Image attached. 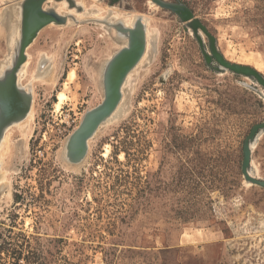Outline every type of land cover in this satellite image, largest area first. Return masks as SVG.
<instances>
[{
    "label": "rangeland",
    "instance_id": "obj_1",
    "mask_svg": "<svg viewBox=\"0 0 264 264\" xmlns=\"http://www.w3.org/2000/svg\"><path fill=\"white\" fill-rule=\"evenodd\" d=\"M164 1L186 4L227 60L264 75V0ZM50 2L44 9L56 10ZM75 2L58 13L66 23L38 33L19 73L33 119L26 136L12 131L3 159L0 264H26L29 252L41 264H264V188L242 173L244 142L264 122V87L210 67L187 23L152 0ZM130 15L152 30L144 59L84 159L71 162L68 143L104 103L106 62L129 35L106 20ZM250 170L264 179V131Z\"/></svg>",
    "mask_w": 264,
    "mask_h": 264
},
{
    "label": "water",
    "instance_id": "obj_2",
    "mask_svg": "<svg viewBox=\"0 0 264 264\" xmlns=\"http://www.w3.org/2000/svg\"><path fill=\"white\" fill-rule=\"evenodd\" d=\"M19 2L20 0H15ZM48 0H23L22 1V25H21V37L18 46V52L16 59L10 69L6 71L3 77L0 78V140L4 134L5 128L9 125L23 120L30 111L32 97L31 94L25 90H21L18 86V71L21 66L27 60V49L34 42L38 33L46 26L55 23L62 25L66 23V17L58 14L55 10L44 9V4ZM61 1V0H55ZM158 6L168 9L175 13L182 22H186L192 29L204 55L206 63L217 71L229 70L236 74L244 75L250 78H254L261 86L264 87V75L256 70L254 67L234 63L225 58V56L219 51L217 47L216 38L208 31L207 27L195 17L189 7L184 3H172L164 0H152ZM70 7H77L74 0H68ZM129 29V28H128ZM135 29H129L128 32H133ZM127 32V33H128ZM206 35L209 40V52L205 48V41L203 35ZM131 47L128 43L126 47L121 49L119 53L122 54ZM145 51V45L139 52V59L141 54ZM119 54V55H120ZM115 59V57H114ZM137 60V62L139 61ZM217 62V66L213 65V61ZM136 62V63H137ZM104 70L105 76L108 74L109 65ZM133 66L129 69L127 74L132 70ZM104 76V85L106 97L104 103L96 110L87 115L81 129L77 131L70 139L67 149V157L71 162H81L87 153V140L96 131L98 126L111 117L115 112V106L113 111L108 114H102L103 107L107 100V82ZM127 79V78H126ZM125 80V79H124ZM123 80V82H124ZM125 83V82H124ZM124 86V84H122ZM121 85V86H122ZM122 88V87H121ZM121 90V89H120ZM121 94V92H120ZM91 125V126H90ZM264 131V122L256 124L252 127L249 136L246 138L243 147V162L242 173L247 182L264 188V179L256 178L250 168L252 161V144L256 141L260 132Z\"/></svg>",
    "mask_w": 264,
    "mask_h": 264
},
{
    "label": "bare ground",
    "instance_id": "obj_3",
    "mask_svg": "<svg viewBox=\"0 0 264 264\" xmlns=\"http://www.w3.org/2000/svg\"><path fill=\"white\" fill-rule=\"evenodd\" d=\"M7 1H9V0H7ZM22 1L23 0H20L19 2H16L15 0H10L9 2H11V3L8 4L9 7L5 6L6 9L0 15V32L1 31H7L8 32L7 33V37H9L8 35L10 33H11L10 36H12V38H11L12 42H10L8 54L5 56V61H4V59H3V61L2 60L0 61V78L3 77V75L6 73L8 68L10 69L12 67V65H13V63H14V61L16 59V56H17L16 54L18 52V46H19V41H20V37H21ZM61 1L62 2L58 1V3L52 4L53 1L51 0L50 3L52 5V7L53 6L55 7V9H56L55 11L57 13L61 12V13L64 14L65 12H68V14L69 13L71 14L70 11H73V10L69 11L68 7H70V4H69V6H67L66 2H64L65 0H61ZM66 1L68 2V0H66ZM78 1L82 2V4L85 2V0H78ZM74 2H75V0H74ZM48 3H49V0H48ZM79 4L80 3H78V4L76 3V6L78 7ZM149 4H151V3H149ZM153 7H154V5H153ZM70 8H74V7H70ZM99 10H101V9L99 8ZM85 13H87V12H85ZM102 13H103V11H102ZM131 15H130V17L124 16V18H120L119 17L120 15H119L118 17L121 20L118 17L116 18V20L114 19L116 23H117V21L119 19L118 23H120V24L124 23V24L131 25L129 27V29H135L133 32H131V34H130V32H128V30H129L127 28L128 26L124 27V26L119 24V27L120 26L123 27V28L120 27L122 29V30H120L119 28H116V25L114 24L115 22L112 23V22L106 20V23L110 24L113 27H115V29L117 31H119L121 33H125V32L127 33L128 32L127 34H129V35L126 34L128 36V38L126 40V46L129 43L131 49L126 51V52H124V53H122V54L119 53L120 55L119 54L116 55L117 54L116 53L111 60L106 62L109 65V69H108L109 72H108L107 76H105V74H104V76L106 77V82H107V100H106V103H105V105L103 107L102 114H105V115L110 114L113 111V109L115 108V106L118 105V103H120V101L122 99V88H121L123 86L122 84H124V82L126 81V78L130 74V72L134 69V67L136 65H138L139 62H142L140 60L142 59L143 55L145 54L144 53L145 51L141 54L140 59H139V52H141V48L144 45H145V50H146V33L148 34V36H150V33H152L151 32L152 31L151 28H149V26H148V19H147V21H145L146 23L144 22L147 25V28H148V29H146L145 28L146 26H145V24L142 21V20H144L143 19L144 17H137L136 18V16H132L131 17ZM135 22H137V23H135ZM19 23H20V27H18L19 29H18V32H17V26H18ZM118 23H117V25H118ZM134 24H137V25H134ZM143 24H144V26H143ZM152 29H154V28L152 27ZM148 47H149V44H148ZM9 55H11V56H9ZM114 57H115V59H114ZM138 59H139V61L137 62ZM143 59H144V57H143ZM29 62H30V58L27 60L26 63H24L25 64L24 68H23L24 71H26V68L28 67ZM22 66H21V68H22ZM132 66H133L132 70L127 74L126 78H124L126 73L129 71V69ZM21 68L18 71V77H19V73L21 71H23V70H21ZM256 70L260 71L259 65H258ZM98 78H99V76H98ZM21 79H22V76H21ZM20 80L18 78V86L20 87L21 90H25L23 87H21V85L19 83ZM123 80H124V82H123ZM25 91L28 92L27 90H25ZM120 92H121V94H120ZM28 93L31 94L32 101H33L32 93L31 92H28ZM65 99H66V95L63 92H59L58 93L59 102L57 103L56 107L57 108H59V107L61 108V104H62V102ZM32 119H33V110H32V102H31L30 111L28 112L26 117L23 120H21V121H18V122H15V123L9 125L4 130V134H3V136H2V138L0 140V192H1V189L3 188L2 186L4 184V181H6L5 180L6 179V174L8 173L5 170H3V168H4V160L3 159H4L5 154L8 153L7 151L10 149V141H11L12 131L14 129L19 130L21 132V135H25L26 136V134L29 131H31V121H32ZM1 197H0V201H1Z\"/></svg>",
    "mask_w": 264,
    "mask_h": 264
},
{
    "label": "trees",
    "instance_id": "obj_4",
    "mask_svg": "<svg viewBox=\"0 0 264 264\" xmlns=\"http://www.w3.org/2000/svg\"><path fill=\"white\" fill-rule=\"evenodd\" d=\"M17 259H20V257L17 256ZM19 261L20 260H18L16 264H20ZM22 261H26V264H41L39 262V257H36V254L33 252H31V253L29 252L28 255H24Z\"/></svg>",
    "mask_w": 264,
    "mask_h": 264
}]
</instances>
